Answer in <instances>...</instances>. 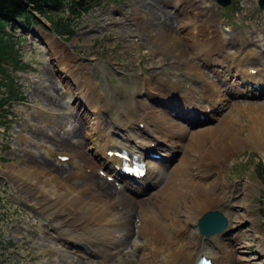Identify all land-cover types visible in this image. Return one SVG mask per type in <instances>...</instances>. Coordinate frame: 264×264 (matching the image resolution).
Here are the masks:
<instances>
[{
  "label": "bare ground",
  "instance_id": "1",
  "mask_svg": "<svg viewBox=\"0 0 264 264\" xmlns=\"http://www.w3.org/2000/svg\"><path fill=\"white\" fill-rule=\"evenodd\" d=\"M166 2L176 10L179 17L176 25L173 16L166 13L163 7L147 9L144 21L138 19L141 10L138 7L134 9L132 16L140 25L142 36L158 42L162 51L155 54L157 68L144 73L139 83L133 85L134 88L127 87L129 99L117 103L115 115L108 121L102 119V110L107 111L113 102L109 96H103L95 84L90 88L91 83L85 77L84 81L76 82L77 92L69 87L66 90L68 102L74 98L78 104H86H82L86 107L81 114L82 121L73 119L70 127L62 123L60 129L64 135L54 132L36 134V140L45 139L41 148L47 157L25 156L20 165L8 166V173L25 186L26 193L36 197V205L46 213L51 229L46 227L43 233L57 236L65 248L89 246L91 249L88 252L99 258L91 264H195L203 253L211 257L214 264H237L233 243L240 237L238 231L243 215L235 209L238 205L231 197L235 193L234 187L229 183H220L219 168L233 159L241 145L255 144L259 150H264L261 144L264 142L259 137L264 131V103L236 101L229 105L225 100L226 93L230 91L246 94L239 83L243 86L250 82L264 83V77L256 73L259 69L264 75V57L260 55L261 64L253 67L245 66L244 62L250 55L259 56L257 49L236 51L240 52V56L234 67L228 55L220 59L214 57L224 52L220 32L201 25L196 7L190 3L191 9H188L184 4L191 0ZM51 51L58 64V73L71 77L78 73L72 65L75 57L68 44L53 39ZM159 67L169 71V75L160 76ZM251 68L253 71H249ZM44 75L50 78L47 80L50 87H55L57 80L52 72L46 70ZM231 75L236 79L229 77ZM83 83L87 85L84 90ZM196 83L201 91L196 90ZM229 87L231 90H228ZM172 91H175L173 95L176 97L182 94L179 100L184 108L196 107V111L202 112L205 117L217 115L215 122L193 130L151 101L143 103L144 95L152 101H158L157 97L165 101L173 96L168 95ZM109 92L112 94V89L109 88ZM42 102L54 105L50 100ZM139 114L148 118L146 136L133 130L135 121L143 119L137 116ZM240 126L248 130L245 137L234 136L228 142L233 129ZM81 139H84L83 144ZM160 139L166 142L162 154L168 155L175 150V140L179 143L181 155L166 169L156 161H151L148 166L146 163L150 179L131 183L129 179L121 178L119 187H115L94 174L95 168L100 167L98 170L104 169L107 175L118 178L113 166L119 160L114 156L108 157L109 150L123 148L141 157L138 148L159 144ZM231 142L232 145L228 144ZM54 146L69 149L70 152L53 153L51 147ZM90 147L94 152L88 150L91 155L85 154L84 149ZM50 155L56 158L67 155L73 166L64 168V163L58 159L52 161ZM85 164H90L87 166L91 172L89 177L83 175ZM74 165H78L77 168ZM79 166H82L81 169ZM163 170L169 174L162 180L160 173L163 174ZM148 180L153 186L158 182V189L153 187L148 191ZM139 193H145L146 197L137 199L135 195ZM227 197L231 200L225 204L223 199ZM216 208L227 217V227L221 234L203 238L197 229L198 220L204 212ZM136 218L138 222H135ZM64 232L65 236L62 235ZM47 247L54 249L50 245ZM78 253L80 251L76 249ZM62 255L66 264L70 263L67 261L69 254L62 250ZM77 261L84 264L80 258Z\"/></svg>",
  "mask_w": 264,
  "mask_h": 264
},
{
  "label": "rangeland",
  "instance_id": "2",
  "mask_svg": "<svg viewBox=\"0 0 264 264\" xmlns=\"http://www.w3.org/2000/svg\"><path fill=\"white\" fill-rule=\"evenodd\" d=\"M158 6L169 11L162 0H102L98 7H94L77 20L76 33L69 41H65L75 57L72 65H75L74 69L78 73L73 77L63 76L56 70L58 64L52 55L51 40L58 39L52 31L47 30L43 24H37L29 31H25L24 36L21 35V30H17L21 44L19 52L25 69L13 72L12 76L20 84V91L25 96V100L12 105L10 109L12 114L6 118L8 121L5 127H0V264H66L62 250L69 254L67 261L72 264H79L76 260L78 258H81L84 264H91L99 259L97 255L88 252L91 248L82 249L84 246L81 245L80 250L86 254L85 256L81 253L77 255L76 249L65 248L57 236L51 237L46 235V232L43 233L44 228L51 229L46 213L36 205L37 200L34 199L36 197L26 193L25 186L8 173V166L20 165L25 156L45 157L46 153L41 148L45 145L42 143L45 139L36 140L34 138L36 134L54 132L64 135L65 133L60 129L62 123L69 125L73 119L82 121L81 114L82 108L83 110L86 108L85 103L81 102L85 105L83 107L74 98L68 102L66 90L69 87L73 92H77L76 82L84 81L85 77L88 81L92 80L104 94L107 87L112 89V94H109V88L106 89V96H109L108 98L115 105L114 110L118 106L117 103L129 99L126 91L129 87L134 88L133 85L139 83V79L144 74L142 72L149 71L148 68L153 64L156 67L151 69L157 68V61L153 63V54L162 46L142 36L137 21L135 24L138 28H126V25L130 27L133 25H128L125 16L137 7L142 8L141 12L145 15L147 9ZM233 7L235 10L242 9L246 13L244 17H235L244 25L242 30H236L240 31L241 38L248 35L246 32L249 30L255 29L257 32V28L264 29V13L258 11L253 0H233ZM229 13L230 11H227V15ZM39 19L44 25H49L45 18L39 17ZM133 19L132 16V21ZM249 34L257 44L264 43V40H258L256 33L249 32ZM141 52H144L143 55ZM255 61L249 62L255 63ZM46 70H50L55 81L57 80L55 87H50V82L47 81L50 78L44 75ZM159 71L164 74L170 73L163 67ZM86 83L82 84L83 90L87 87ZM115 88L118 91L114 98L122 101L116 102L113 99V94L116 93ZM143 97L145 101L148 98L145 95ZM48 98L54 105L42 102L44 99L48 102ZM240 100L264 103V96L245 97L243 95ZM161 107L163 110H168V107ZM110 110L112 115L113 107ZM107 116L108 113H105V117ZM137 116L143 117L140 114ZM189 116L193 118L190 114ZM216 116H213V122L195 124L191 126V129L211 125L215 122ZM172 117L179 122L186 120L183 118L180 121ZM242 119L246 121L245 116ZM246 132L248 130L245 131L241 126L237 127L233 129L227 141L235 137L243 139ZM263 132H260L259 137L264 142ZM228 144L232 145L233 142ZM261 144L264 149V144ZM51 148L54 150L53 153L70 152L69 149L57 146ZM83 152L91 155L86 149ZM50 159L56 162L55 157H50ZM259 161L264 166V150H259L256 145L241 146L219 177L222 185L226 183L234 185L235 193L231 197L238 205L235 209L243 215L238 231L240 237L233 243L237 264H264V251H260L261 248L264 249V172H260L257 167ZM239 162L242 164L236 165ZM68 163H64V168L68 169L69 166H73L70 162ZM88 165L90 164H85V167L87 168ZM74 168L77 167L74 166ZM83 175L89 177L90 174L83 173ZM145 197L146 195L136 198ZM230 200L231 198L228 197L223 199L226 202ZM176 203L178 204V201ZM184 231L183 229L182 232ZM62 235L65 236V232ZM48 245L54 249L48 248ZM260 252L263 256H258Z\"/></svg>",
  "mask_w": 264,
  "mask_h": 264
},
{
  "label": "trees",
  "instance_id": "3",
  "mask_svg": "<svg viewBox=\"0 0 264 264\" xmlns=\"http://www.w3.org/2000/svg\"><path fill=\"white\" fill-rule=\"evenodd\" d=\"M100 0H0V127H5L14 102L25 99L13 72L24 70L19 52L17 29L25 31L45 18L63 39L75 33V21L81 14L98 5ZM24 33V32H23ZM260 172H264L261 163Z\"/></svg>",
  "mask_w": 264,
  "mask_h": 264
},
{
  "label": "water",
  "instance_id": "4",
  "mask_svg": "<svg viewBox=\"0 0 264 264\" xmlns=\"http://www.w3.org/2000/svg\"><path fill=\"white\" fill-rule=\"evenodd\" d=\"M220 2L227 3L228 0H220ZM264 0H261L263 5ZM50 29V27H47ZM227 218L218 211L206 212L198 221V229L204 236H210L214 233L222 232L227 226Z\"/></svg>",
  "mask_w": 264,
  "mask_h": 264
}]
</instances>
